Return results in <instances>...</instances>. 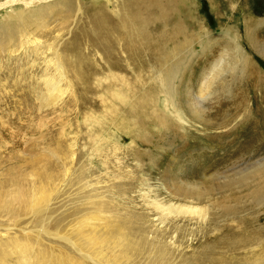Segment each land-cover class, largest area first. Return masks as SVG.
<instances>
[{
    "label": "bare ground",
    "instance_id": "obj_1",
    "mask_svg": "<svg viewBox=\"0 0 264 264\" xmlns=\"http://www.w3.org/2000/svg\"><path fill=\"white\" fill-rule=\"evenodd\" d=\"M205 2L207 0H88V3L86 0H5L0 2V47H6L8 51V46L13 43L21 46L24 42L29 44L32 34L47 27V20L53 22L58 17L62 24H66L71 19V26L76 24L82 10L88 12L94 30L92 45L101 52L104 65H84L89 67L86 75L81 67H76L75 73L85 81V90L90 79L97 82L96 91L105 87L110 124L114 125L120 136L131 140V144L139 141L147 147L152 146L151 136L162 138L166 134L182 139L191 134L187 129L197 132L204 129L220 131L221 136L227 131L221 132V129H226L239 113L247 111L246 92H252L250 102L256 121L252 122L247 115L239 124L249 123L250 139L246 140L248 148L234 160V166L209 175L203 171L210 173L211 166H198V174L202 172L199 181L181 190L180 195L173 193L176 186L168 192L169 199L179 201L169 205L161 201L151 204L166 218L190 217L203 223L210 212L216 210V219L227 222L234 221L244 212L245 209L239 204L264 207V157L259 155L264 152V99H261L262 94L264 97V72L236 48L238 36L229 34L227 39L232 48L222 46L213 62L206 63L204 59L195 71L189 69L195 57L192 46L198 40L199 32L202 33L203 26L197 10L203 12ZM108 7L114 10L112 18L105 11ZM218 10L217 15H220ZM240 14L244 19L246 43L264 57V44L260 43L255 33V28L263 25L264 19L257 22L250 13ZM108 24L118 33L116 38L110 36L115 34L114 30L111 34H102L104 26ZM81 36L86 37L85 34ZM206 36L203 43L199 41L202 51L210 43ZM33 43L36 45L38 41L34 40ZM115 43L119 51L113 54ZM69 45L70 51L82 57L79 55V35ZM102 70L111 76V80L107 79L103 85L100 79L97 80V76L103 74ZM236 71H248L249 85L240 97V101L245 103L223 105L216 101L218 97L212 99L216 93L221 96L225 94L226 78L233 80ZM43 87L49 92L41 98V104L46 107L59 104L73 88V82L67 78L64 64L58 57L55 75L46 77ZM182 87L186 95L180 98L178 94ZM194 90L198 91L197 95H193ZM210 101L213 104L211 108L208 107ZM183 104L187 113H184ZM209 116L214 122L208 123ZM227 132L226 135L230 130ZM98 146L95 138L91 151L97 152ZM49 173L22 176L25 183L19 177L0 185V264H123L131 252L141 250L142 241L133 238L136 230L126 227L122 219L114 220L106 216L103 209H109V206L99 202L84 186H79L73 198L60 200L64 195L62 185L65 182L62 184L59 180L58 185L56 177ZM257 214L251 212L250 216L240 217L249 228L247 233L235 236L231 233L232 228L227 227L225 237L212 245L207 242L198 261L202 264L216 261H224L225 264H264V226L258 224L264 220V215ZM248 223H254L257 229ZM223 229L217 225L214 230L205 229L202 234L207 238ZM216 245L229 250L253 247L261 250L249 251L251 256L236 257L238 260L229 263L214 256L217 254ZM156 249L157 257L165 260L162 247Z\"/></svg>",
    "mask_w": 264,
    "mask_h": 264
},
{
    "label": "rangeland",
    "instance_id": "obj_2",
    "mask_svg": "<svg viewBox=\"0 0 264 264\" xmlns=\"http://www.w3.org/2000/svg\"><path fill=\"white\" fill-rule=\"evenodd\" d=\"M86 2L88 3V0ZM207 3L203 5V12L197 10L203 26L202 33L199 32V38L192 46L195 57L189 69L195 71L199 62H204V59L206 63L213 62L222 46L223 48L231 46L227 39L229 34L238 36L236 48L264 72V57L250 49L246 43L244 19L240 14L250 13L255 21H262L264 0H207ZM217 10L221 12L220 15H217ZM105 11L112 18L114 10L108 7ZM51 21L47 20L48 25L45 29L37 30L31 35V43L24 42L22 46L13 43L12 46H8V51L6 47H0L3 49H0V185L8 183L10 179L18 180L21 177L19 180L23 181L22 178L26 175L47 171L56 177L58 185L59 180L62 184L65 182L64 185L60 183L64 195L59 198L66 199L65 201L71 199L80 185L84 186L99 202L109 206V209H103L106 216H111L114 220H124L126 227L136 230L133 238L142 241L141 250L131 252L123 264H202L198 260L200 256L202 257L207 242L212 245L225 237L223 235L227 227L232 228L231 233L235 236L247 233L249 228L240 217L250 216L251 212H258L257 215L263 216L264 207L239 204V207L245 209L244 212L234 221L227 222L216 219L217 211L214 210L210 212L208 219L201 223L196 219L191 220L190 217L166 218L151 204L154 201H161L169 205L179 201L169 199L168 192L176 186L173 193L180 195L181 190L199 181L202 172L198 174L199 168L196 167L211 166L210 173L203 171L206 175L214 171L223 172L233 167L237 155L248 148L246 140L250 139L247 126L249 123L239 126L247 115L249 120L256 121L250 102L252 92L246 89L249 85L248 71H236L233 80L227 77L225 94L221 96L216 93L211 97L212 99L218 97V100H215L223 105H230L231 102L241 104L240 97L243 95L241 92L247 90L246 105L249 104L247 111L239 113L226 129H221V132L230 130L228 135L227 131L220 136V131L204 129L203 132H197L187 129L191 134L182 139L165 134L162 138L158 135L151 136L150 147L139 141L131 144V140L120 136L114 125L110 124L111 116L105 101L108 92L105 87L96 91L97 82L89 78L91 81L88 80L90 83L85 90L83 85L85 81L75 73L76 67H81L86 75V72L89 73V67L84 65H104L101 52L96 51L92 45L94 30L90 24L89 13L82 10L76 24L73 23L71 26L69 23L71 19L66 24H62L63 21H59L58 17ZM113 30L109 24L105 25L102 34L105 32L111 34ZM114 32L115 34L110 36L116 38L118 33L115 30ZM255 33L260 43L264 44V24L257 26ZM81 34H85L86 37ZM76 35L80 36L79 55L82 57H77L69 49V44ZM206 35L210 43L206 50L202 51V44L200 45L199 41L203 43ZM34 40L38 41L36 45L33 43ZM116 44L112 48L113 54L119 51ZM216 45L219 46L215 47ZM57 57L64 64L66 76L73 82V88L69 90L70 93L63 96L57 106L46 107L41 104V98L49 92L43 87V83L46 77H54ZM102 72L103 74L97 76L101 85L105 84L107 79L111 80L109 73L103 70ZM197 72L199 73V69ZM197 92L194 90L193 95H197ZM178 95L180 98L186 95L184 87ZM261 99H264L263 94ZM211 103L208 102L210 108L213 105ZM182 107L185 110L183 112L187 113L186 106L183 104ZM207 121L212 123L214 119L209 116ZM95 138L96 142H99L98 151L92 152V140ZM153 147L159 148L158 151L154 149L152 151ZM259 155L264 157V152ZM223 158L225 160L222 162ZM229 160L230 162L232 160L231 164ZM23 182L25 183V180ZM248 224L251 227L255 225ZM258 224L264 226V220ZM217 225L224 229L207 238L202 234L205 229L214 230ZM254 228L257 229L255 226ZM156 247H162L165 260L157 257ZM215 248L217 254L214 256L229 263L237 258H244L243 256H251L248 254L249 251L261 250L258 247L229 250L219 245ZM218 263L226 262L216 261L212 264Z\"/></svg>",
    "mask_w": 264,
    "mask_h": 264
}]
</instances>
